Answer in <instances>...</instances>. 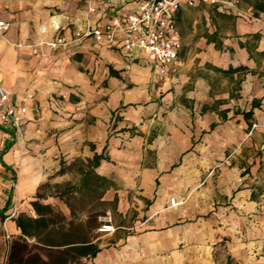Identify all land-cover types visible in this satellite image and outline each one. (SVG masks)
<instances>
[{"label": "crops", "instance_id": "crops-1", "mask_svg": "<svg viewBox=\"0 0 264 264\" xmlns=\"http://www.w3.org/2000/svg\"><path fill=\"white\" fill-rule=\"evenodd\" d=\"M135 4L0 0V87L26 108L19 136L0 122V264H264V13L236 18L222 48L181 45L157 82L81 37ZM56 34L72 41L38 45ZM71 176L77 191L40 194ZM68 194L90 199L78 225ZM34 201L48 209L27 237L16 220L39 217Z\"/></svg>", "mask_w": 264, "mask_h": 264}, {"label": "built area", "instance_id": "built-area-1", "mask_svg": "<svg viewBox=\"0 0 264 264\" xmlns=\"http://www.w3.org/2000/svg\"><path fill=\"white\" fill-rule=\"evenodd\" d=\"M107 1L110 0H87V11H94L95 2ZM135 3L132 10L111 16L101 26L92 27L87 21L81 37H92L103 45L118 46L128 60L141 61L149 67L157 82H164L180 71L182 40L177 18L182 10L211 6L221 12L257 19L250 9L241 8L240 0H135ZM0 25L4 29L8 27V23ZM45 31V28L41 29L42 33ZM71 41L56 34L51 39H42L38 45L45 44L56 49ZM25 113L26 108L15 106L8 93L0 87V122L4 127H11L15 136H19L22 131ZM180 203L175 198H170V205ZM15 212L14 207L10 216ZM109 222V215L102 216L99 230H113Z\"/></svg>", "mask_w": 264, "mask_h": 264}, {"label": "rangeland", "instance_id": "rangeland-1", "mask_svg": "<svg viewBox=\"0 0 264 264\" xmlns=\"http://www.w3.org/2000/svg\"><path fill=\"white\" fill-rule=\"evenodd\" d=\"M240 6L244 10L250 9V12L254 14V11L249 7L245 0H240ZM236 18H240V16H236L232 13L221 12L211 6H198L184 10L181 13L180 19L177 20V25L182 35V45L184 47V51H182L181 56H186V52L189 48H192L195 52L198 51V43L206 46L213 42L212 40L215 41L213 42L215 48H222L226 45L227 38L235 37L232 30ZM230 31V36H227L226 33ZM214 75L216 77L219 76L217 73H214ZM64 186L69 192L77 191L78 182L76 177L71 176L69 180L64 182H44L40 187V194L44 195L53 190V188L55 190H61ZM87 200L90 199L86 196L80 197L79 194L67 195L66 201L71 205L74 211L72 214V223H74V225H78L79 219L83 218L84 213H81L82 207ZM18 205L19 202L14 199L13 208L15 207L17 212ZM25 214L28 216L32 215L29 209L25 210ZM101 217L102 216L98 217V223H101ZM98 231L100 230L98 229Z\"/></svg>", "mask_w": 264, "mask_h": 264}, {"label": "trees", "instance_id": "trees-1", "mask_svg": "<svg viewBox=\"0 0 264 264\" xmlns=\"http://www.w3.org/2000/svg\"><path fill=\"white\" fill-rule=\"evenodd\" d=\"M245 1L249 5V7L254 11V14L264 13V0H245ZM212 41L215 42L214 40ZM242 69H244L243 66H238L235 68L229 67L227 70L216 68L217 71L222 72L224 74L238 72L239 70ZM249 114H250L249 112L245 113V115H249ZM32 206L36 211V213L39 215L38 218L32 219L31 217L22 216V217H18L16 220V223L20 228L21 233L27 237H30L32 235L31 229L33 224L38 225L39 223L41 222L43 223L45 221V217L43 216H45V213L48 209L47 205L40 204L36 201L32 203Z\"/></svg>", "mask_w": 264, "mask_h": 264}]
</instances>
